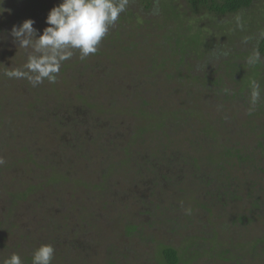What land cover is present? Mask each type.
<instances>
[{"label": "rangeland", "instance_id": "obj_1", "mask_svg": "<svg viewBox=\"0 0 264 264\" xmlns=\"http://www.w3.org/2000/svg\"><path fill=\"white\" fill-rule=\"evenodd\" d=\"M17 1L14 8L22 5ZM11 3L0 0L2 264L12 254L32 264L34 250L43 244L55 249L52 264H165V248H175L181 257L186 252L184 259L198 257L186 264H264V245L257 241L264 232V175L246 179L241 166L221 169L219 155L197 143L213 133L233 138L239 129L210 106L217 99L206 91L209 104L202 98L198 114L188 105L183 112L181 102H192V96L176 92L177 84L163 72L154 75L146 62L162 41L192 43L200 31L211 39L208 47L239 48L254 60L264 37V0L225 17L194 10L189 0H153L151 7L129 0L131 16L120 15L95 54L81 60L74 52L54 82L45 79L36 86L11 75L27 71L31 53L6 34L12 21L19 26L31 15H16ZM47 26L46 21L38 25V34ZM187 47L194 54L195 46ZM219 54L214 48L199 52L195 68L202 72L200 60L207 56L214 61L210 70L219 72ZM141 109L143 115L136 116ZM243 109H234L239 128H248L241 143L254 148L257 141L244 139L261 123L248 121ZM258 157L264 168V156ZM233 180V192L239 191L236 185L253 188L257 217L244 194L237 203L229 197L230 203L226 198L210 205L212 213L199 207L214 201L210 182L222 187ZM239 216L251 223L235 224Z\"/></svg>", "mask_w": 264, "mask_h": 264}, {"label": "trees", "instance_id": "obj_2", "mask_svg": "<svg viewBox=\"0 0 264 264\" xmlns=\"http://www.w3.org/2000/svg\"><path fill=\"white\" fill-rule=\"evenodd\" d=\"M6 1L10 3L11 1L13 2L10 5L13 11L16 12L17 10L18 14L23 13L24 10L22 8H14L16 7V3L14 2V0ZM152 1L153 0H143V2L147 4L148 7L152 6ZM255 2L256 0H224L221 3H218L217 0H189V5H192L194 10L204 8L209 13V15L214 17H225L228 15H237L242 12L248 11L253 8ZM120 15H124V17L131 16L128 4L126 6V10ZM184 31L185 35L192 34L187 29ZM222 31L223 30H221V34L223 33ZM221 34L219 33V35ZM224 35L225 34H223V37ZM193 36L194 40L192 43H186V41L183 40L176 43L172 40H169L168 42L162 41L161 46L154 47L156 53L152 54V56L147 59L146 62L151 65V68L153 69L152 73L154 75H158L157 77H159L163 72V76H165V78L169 79L170 82L173 81L174 83H176V92H182L186 94L187 98L188 96H192V102L188 100V103L181 102L183 112L188 105L189 108L193 107L192 109H194L196 114H198L197 111H199V106L205 104L202 102L198 103L202 100V98H205L204 100L209 104L212 96H208L205 94L206 96L204 97V91H206L207 94H213L217 99V103L210 106H213L212 108L215 111H224V122H230L239 129L238 132L234 134L233 138L229 133L225 132L224 135L227 136L226 140H224L223 136L220 137L218 134L213 133L212 136L208 135L206 136V140L202 139L197 141V143L199 144L198 147L201 146L202 148H204V145H207V150L209 151V153L219 155L218 164H220L221 169H223L222 167L225 168L226 166H230L232 169H235V167L237 166H241L244 170H246L244 174L242 173L244 178L246 179L253 177L254 173H257L258 176L264 175V168L257 165V160H259L258 156H264V115H262L264 114V37L261 39V42L258 45V49L255 50L257 55L254 57V60L251 61L250 59L252 57L249 58L248 53L240 50L239 48L235 49L226 46L225 50H222L217 49L210 43L211 48H214V52H220V54L215 59L223 58V62L220 63L219 72H217V70L213 71V69L210 70L209 65L213 64L214 61L212 62V60H208L209 57L207 58L206 56L202 58V60H200L201 63H205L203 67H200V69L202 70V72H200L199 68H195L194 66V59L195 61L196 59H198V57L195 55H197L201 51L206 54L207 49H211L210 47H208V40L211 39L206 37V34H203L202 31L198 32L197 34H193ZM234 39L237 40L236 38ZM188 44H192V46H195L194 54L192 53L193 55L187 51ZM146 56H148V54ZM192 56L195 57L191 58ZM143 58L145 57H142V59ZM211 58H213V55H211ZM136 59L137 57L135 58V60ZM142 59L139 62H142ZM214 72L216 76L218 74L219 75L217 76V79H213L212 81H210V77H216ZM258 78L259 80H257ZM155 85L156 83H153V86ZM185 89H188V91L185 92ZM201 94L202 96L200 97ZM218 101L220 102V104L223 103V105H225L226 107L219 105ZM231 107H235L234 109L237 110L238 108H244L242 114L245 113V110L247 111L246 118H248V121L253 122V120L257 118L259 120V123H261V127L255 128V131L253 132V134H251V138H249L246 134L244 139L247 143H250V141H257L258 144L256 145V147H249L248 145L251 144L245 145V147L242 146L241 136L244 135L245 131H247L246 129L248 128L243 125H241V128H239V121H236L238 117L237 115H234L235 111ZM192 109L188 110V112H190ZM139 113L140 114L136 116L141 117V115H143V110L141 109ZM231 116H233V118ZM223 140L226 141V143ZM242 148L246 152H242ZM255 156L258 158H256ZM220 168L219 170L222 172ZM252 168H254V170H257V172L252 170ZM222 175L226 176V173L222 172ZM237 180L238 179H236L235 181ZM252 182L251 183L254 184L255 182L259 181ZM235 183L236 182H234L233 180L228 185H222L221 187L217 185L215 186L213 182H210L209 185H211L210 187L212 189L211 195L214 201H211L209 203L207 201L206 204H200L199 207L201 209L207 210L209 213H212L213 209L209 208L210 205L214 203H223L224 199L226 198L227 200L225 203H230V200L228 199L229 197L233 198V200H231L233 203H237V201L243 200V197H241L240 194H244L246 196H249L253 201V209L251 210L250 214L252 215V217H257V202L254 201L253 194L251 192V189L253 188L249 185H236L237 188L239 187V191L233 192L231 191V187L234 186ZM243 191H245V193H243ZM166 210H168V207L166 208ZM259 218H262V216H260ZM248 220L249 219L245 216H239L235 219V224H237V222L241 224L242 222H246ZM250 221L251 220H249V222ZM132 230H134V227L130 226L128 228V231L131 232ZM261 236H263V238L257 241L258 245L263 246L264 232L261 234ZM187 240L188 237L186 238V243L190 247L191 245ZM255 242L256 239L254 241L255 246L252 248V253L256 251L255 247L257 245ZM218 248L221 247L218 245L212 248V250L214 249L218 251ZM185 254L181 257V254L175 248H165L162 252L165 264H186L189 262L194 263L198 260V257L184 259ZM0 264H2L1 261Z\"/></svg>", "mask_w": 264, "mask_h": 264}, {"label": "clouds", "instance_id": "obj_3", "mask_svg": "<svg viewBox=\"0 0 264 264\" xmlns=\"http://www.w3.org/2000/svg\"><path fill=\"white\" fill-rule=\"evenodd\" d=\"M128 0H62L46 17L48 25L42 34L33 27L34 20L26 19L14 25L10 35L18 46L31 49L25 68L11 75L24 77L36 86L45 79L54 82L61 64L79 52L81 60L95 54L109 28L126 10ZM0 163H3L0 160ZM55 249L43 244L34 250L32 264H52ZM3 264H23L20 256L12 254Z\"/></svg>", "mask_w": 264, "mask_h": 264}, {"label": "flooded vegetation", "instance_id": "obj_4", "mask_svg": "<svg viewBox=\"0 0 264 264\" xmlns=\"http://www.w3.org/2000/svg\"><path fill=\"white\" fill-rule=\"evenodd\" d=\"M16 1L14 0V2H16ZM17 2L22 4L19 8H22L24 11L31 13V15L28 19L34 20L35 23L33 26L36 29L38 27V25L44 24V21H46V17L48 15L49 11L54 6H58L62 2V0H21V1H17ZM16 15L22 16L24 14L16 13ZM15 25L18 26L17 24H15ZM5 26H8V25H5ZM13 26H14V23L12 21L10 27L12 28ZM5 28L7 30L6 34L7 35H8V33L10 34L11 31H9V28H7V27H5ZM1 262H2V258H1Z\"/></svg>", "mask_w": 264, "mask_h": 264}]
</instances>
